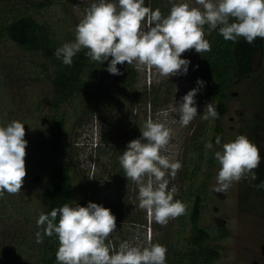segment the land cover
<instances>
[{
    "label": "rangeland",
    "instance_id": "374dc122",
    "mask_svg": "<svg viewBox=\"0 0 264 264\" xmlns=\"http://www.w3.org/2000/svg\"><path fill=\"white\" fill-rule=\"evenodd\" d=\"M44 1L22 0L24 4L20 11L35 18L61 46L74 41L76 25L90 6L97 2L50 0L44 4ZM176 3L201 7L198 0H145V6L153 10L159 8L163 16H167ZM148 26L145 21L143 27ZM204 30L205 39L213 44L219 35V27L213 29L205 25ZM206 56V52L199 54L195 49L185 51L181 58L191 61L189 71L186 75L175 76H160L158 70L138 67L133 61L128 65L134 68L136 79L128 88L121 89L117 85L126 74L99 72L95 81L88 84L87 94L80 96L82 108L69 122L66 132V146L71 151L79 187L75 204L87 206L92 202L105 208L122 206L132 214L131 220L140 223L133 225L128 219L116 223V230L106 241L113 251H118L125 241L141 248L153 243L166 247L176 243L179 217L170 218L166 225L156 223L146 210L139 207L138 184L119 178L113 169L121 150L126 149L132 140L140 138L145 123L153 120L165 124L172 132L170 142L161 154L182 164L185 148L194 132L207 129L204 140H207L206 145L211 142L213 147H206L203 163L205 177L203 175L196 184L199 186L207 179L209 182V198L204 204L200 223L203 227L216 230L226 228L230 233L226 241L217 244L222 250L215 264H264V188L256 187L264 181V53L257 56L253 75L249 79H237L229 92L222 130L218 134L220 144L213 141L216 119L203 120L200 116L206 111L208 103L217 107L212 98L211 84L208 83V90L205 85L200 88L195 97L198 115L194 120L186 127L176 122L179 113L175 107L190 90L198 87V79L205 82L201 69ZM43 73L36 68L31 54L0 40V125L6 126L14 120L25 124V139L28 141L26 162L32 142L50 116L53 84ZM105 90L110 91L107 101L94 98L99 93L105 96ZM69 112L74 114L72 110ZM239 135L247 136L260 149L262 162L254 170L257 179L253 181L246 176L234 182L226 192L216 193L214 188L221 165L215 159V153L222 151L224 144L234 141ZM210 160L214 162L212 169L208 167ZM182 170L183 167L174 177L168 175L165 178L169 181V189L175 187L178 190L174 199L185 202L184 193L190 188V183L183 180ZM46 184L47 181L40 178L28 192L21 189L18 193L5 192L0 196V264H26L18 262L16 254L11 252L15 247L12 238L16 230L24 225L18 216L19 208L23 202L32 200ZM187 209L192 210V205Z\"/></svg>",
    "mask_w": 264,
    "mask_h": 264
},
{
    "label": "clouds",
    "instance_id": "9594fccd",
    "mask_svg": "<svg viewBox=\"0 0 264 264\" xmlns=\"http://www.w3.org/2000/svg\"><path fill=\"white\" fill-rule=\"evenodd\" d=\"M198 4L201 7L173 4L170 13L163 16L159 8L145 6V0H97L76 25L74 41L64 43L54 55L71 66L73 58L88 49L86 55L92 61L108 62L106 70L112 75L122 74L117 65L136 61L138 67L158 70L160 76H175L189 71L191 61L181 58L185 51L195 49L200 54L211 50L205 39V25L219 27V34L233 42L243 37L251 44L257 37L264 38V0H198ZM145 21L147 28L143 27ZM197 85L175 107L179 113L176 122L185 127L198 115L195 97L205 82L198 79ZM205 109L200 115L203 120L219 118L213 103ZM171 135L165 124L148 120L141 137L129 142L120 156L126 176L138 184L139 207L161 225L184 215L187 209L184 202L174 199L178 190L169 189L165 178L174 177L182 167L179 160L172 161L161 154ZM220 142L217 137L216 144ZM27 146L23 122L14 120L0 125V196L21 191ZM206 147L211 149L213 145L209 142ZM215 159L221 165L216 193L226 192L246 176L255 181L254 170L262 162L259 147L245 135L224 144ZM256 187L264 188V181ZM37 225L44 226V235L58 236V264H166L168 250L159 243L141 248L125 241L118 251L110 249L106 241L116 230V217L103 205L65 203L48 214L42 213ZM36 242H43L40 232L36 233Z\"/></svg>",
    "mask_w": 264,
    "mask_h": 264
},
{
    "label": "trees",
    "instance_id": "16d2710c",
    "mask_svg": "<svg viewBox=\"0 0 264 264\" xmlns=\"http://www.w3.org/2000/svg\"><path fill=\"white\" fill-rule=\"evenodd\" d=\"M46 2L51 1L46 0L44 4ZM23 4L22 0H0V40L9 42L31 54L36 68L42 70L53 84V95L50 99V116L47 124L30 146L29 158L27 157L28 160L25 161L26 176L21 189L28 192V189H31L40 178L45 179L47 184L33 196L32 200L20 205L18 216L22 218L24 225L22 229L16 230L15 237L12 238V244L15 247L11 252L16 254L15 258L18 262L58 264L56 259L60 246L58 236L44 235V226H38L37 220L42 213L48 214L65 203H75L79 187L71 151L66 146V132L69 122L82 108V104L79 103L80 96L87 94L88 84L95 81V76L99 72H107L108 64L92 61L86 55L88 49H82L73 58L71 66L64 65L62 60L54 55L61 45L35 18L22 14L20 7ZM262 52L264 53V38L257 37L253 43L249 44L243 37L233 42L225 40L220 34L211 44V50L206 52L207 56L201 71L207 90L210 88L208 83L211 84L212 98L216 101V110L220 114L214 127V143L222 130L229 92L237 79H249L253 75L256 58ZM135 79L134 72L131 79L117 85L121 89L128 88ZM105 92V96L99 93L94 98L107 101L110 91L105 90ZM42 110L40 107V111ZM70 110L74 111L73 115L70 114ZM206 134L205 128L200 129L198 133L195 131L185 148L182 173L183 180L190 183V188L184 193L183 199L187 208L192 205V210L186 209L185 214L179 216L176 243L166 247L168 250L166 264H215L220 259L222 250L217 244L230 237L226 228L216 230L203 227L200 223L204 204L209 198L208 179L196 186L202 176L205 177L203 163L206 160L207 140H204ZM125 150L124 148L118 154L113 169L118 173L119 178L128 181L131 179L126 176L120 164V156ZM210 161L208 167L212 169L214 162ZM211 176L212 173L209 174L210 178ZM72 206L75 205L72 204ZM107 209H110L116 217V223L126 219L133 225L139 223L131 220L133 216L125 207L113 206ZM58 220L59 215L57 222ZM133 230L136 229L133 228ZM37 232L43 236L42 243L36 242Z\"/></svg>",
    "mask_w": 264,
    "mask_h": 264
},
{
    "label": "flooded vegetation",
    "instance_id": "af4514ba",
    "mask_svg": "<svg viewBox=\"0 0 264 264\" xmlns=\"http://www.w3.org/2000/svg\"><path fill=\"white\" fill-rule=\"evenodd\" d=\"M120 71L125 75V78H123L122 80L119 81L118 84H123L125 82H127L129 79H131L133 77V73L135 72L133 67H130L128 64H124L122 66L119 67Z\"/></svg>",
    "mask_w": 264,
    "mask_h": 264
}]
</instances>
